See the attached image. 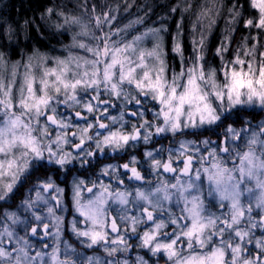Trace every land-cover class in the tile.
<instances>
[{
  "label": "snow or ice",
  "instance_id": "6c2138e0",
  "mask_svg": "<svg viewBox=\"0 0 264 264\" xmlns=\"http://www.w3.org/2000/svg\"><path fill=\"white\" fill-rule=\"evenodd\" d=\"M134 6L46 7L56 55L0 23V264H264V0L169 6L178 69Z\"/></svg>",
  "mask_w": 264,
  "mask_h": 264
},
{
  "label": "rangeland",
  "instance_id": "374dc122",
  "mask_svg": "<svg viewBox=\"0 0 264 264\" xmlns=\"http://www.w3.org/2000/svg\"><path fill=\"white\" fill-rule=\"evenodd\" d=\"M16 0H0V16L3 17V20L0 23H4L7 27L11 25L15 27L17 24H22L23 21L27 19H23L24 17L19 15V11H13V6ZM99 4L103 2V0H97ZM108 3V0H106ZM114 2V0H109V3ZM178 2V0H135V5L130 13H120V23H127L129 19H132L137 14H143V11L146 10L144 8L145 5L150 6L151 11L149 12V17L147 19V23L152 26H160L164 24L167 26L169 31L164 34L165 40V48H166V58L170 65L175 66L177 69L179 68V58L173 53L172 51V35L176 32V23L180 19V14L177 13L172 15L169 12V6L174 5ZM199 2V0H197ZM232 0H225V4H230ZM243 2V0H241ZM68 3H75V0H41V9L40 12L29 18V21H35L36 23L33 25L32 29L30 30V35L32 39L30 41L21 40V45L17 46V54H12L11 46L5 51L12 56V59L19 58V52L21 51V47L27 44V48L24 49L25 51H32L35 48H38L41 52H52L53 55L59 54L63 45L68 44L70 39L59 41V38L51 37L49 34L50 28L45 23V21L41 20V13L44 11L46 7H54L59 10V7L68 4ZM16 14V15H15ZM226 14V10H225ZM191 24V16H186L184 19V29H185V37L183 40V47H184V56L185 58H189L192 56V46L189 43V37L187 35L188 28ZM37 25L44 30L45 35L43 37L37 31ZM224 29V20L220 19L216 28L212 32L208 40V49H207V61L210 65L219 66V59L215 57L214 52L221 40V34ZM245 34V30L243 28L236 34L235 41L233 42V50L235 49V45L241 40L242 36ZM42 41V43H40ZM15 46V45H13ZM230 55V54H229ZM249 119V118H248ZM264 119V116L262 117ZM259 122V121H257ZM62 179V178H61ZM63 184V183H62ZM61 187H65L63 184ZM67 203H68V210L65 211L64 215L67 220L72 219L71 213V191L69 190L67 193ZM102 255V253H101ZM135 253H133V256Z\"/></svg>",
  "mask_w": 264,
  "mask_h": 264
},
{
  "label": "trees",
  "instance_id": "16d2710c",
  "mask_svg": "<svg viewBox=\"0 0 264 264\" xmlns=\"http://www.w3.org/2000/svg\"><path fill=\"white\" fill-rule=\"evenodd\" d=\"M106 0H103V2H101L100 4L103 5L104 3H106ZM97 3H99L97 1ZM109 3V0H108ZM19 11V15L23 16V19H27L29 20V18L36 16V14L38 12H40L41 9V0H16L15 4L13 6V11L15 10ZM15 10V12H17ZM16 15V14H15ZM49 34L51 35V37H55V38H59V41H63V40H67L70 39V33H64L63 36L58 35V34H53L52 32H49ZM40 43H42V41H40ZM263 116H257L255 117V122L259 121L262 119ZM249 119H253L252 117H248ZM62 186V183H61Z\"/></svg>",
  "mask_w": 264,
  "mask_h": 264
},
{
  "label": "flooded vegetation",
  "instance_id": "af4514ba",
  "mask_svg": "<svg viewBox=\"0 0 264 264\" xmlns=\"http://www.w3.org/2000/svg\"><path fill=\"white\" fill-rule=\"evenodd\" d=\"M63 185V184H62ZM69 235H70V233H69Z\"/></svg>",
  "mask_w": 264,
  "mask_h": 264
}]
</instances>
